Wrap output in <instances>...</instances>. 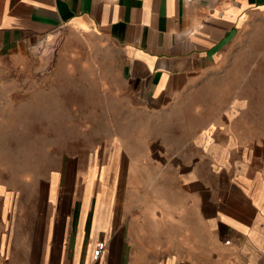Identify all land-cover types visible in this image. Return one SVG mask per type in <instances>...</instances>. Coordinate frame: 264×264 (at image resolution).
<instances>
[{
    "label": "crops",
    "instance_id": "0c3cea01",
    "mask_svg": "<svg viewBox=\"0 0 264 264\" xmlns=\"http://www.w3.org/2000/svg\"><path fill=\"white\" fill-rule=\"evenodd\" d=\"M261 13L264 0H0V80L28 65L41 38L64 29L82 46L107 52L139 109L164 113L210 80ZM49 40L51 58L57 38ZM226 115L214 123L196 117L194 136L170 152L171 167L156 171L162 181L154 206L127 204L136 190L130 181L124 208L116 214L111 206L106 227L94 221L96 208L89 219L85 204L72 217L66 191L52 211L39 204L36 218L34 202L0 185V264H264V134L257 121ZM52 186L43 188L54 203ZM151 217L152 226L144 223ZM98 241L107 249L94 262Z\"/></svg>",
    "mask_w": 264,
    "mask_h": 264
},
{
    "label": "rangeland",
    "instance_id": "374dc122",
    "mask_svg": "<svg viewBox=\"0 0 264 264\" xmlns=\"http://www.w3.org/2000/svg\"><path fill=\"white\" fill-rule=\"evenodd\" d=\"M56 38L54 54L45 57L55 45L49 39ZM46 41L48 53L37 52ZM110 62L107 52L90 50L59 29L36 42L27 66L0 80V185L18 188L23 203L34 202L36 218L39 204L49 203L52 211L66 191L72 217L80 216L85 204V214L91 207L89 219L96 208L94 221L106 227L111 206L116 214L124 208L123 189L130 181L136 190L127 204L135 211L154 206L162 181L156 171L171 167L170 152L194 136L196 117L214 123L226 113L242 124L257 121L264 134V13L246 25L210 80L164 113L139 109ZM193 107L204 115H193ZM143 170L147 176L141 177ZM49 182L53 201L58 190L54 203L43 188ZM145 222L152 226L154 219Z\"/></svg>",
    "mask_w": 264,
    "mask_h": 264
},
{
    "label": "built area",
    "instance_id": "2783aa9c",
    "mask_svg": "<svg viewBox=\"0 0 264 264\" xmlns=\"http://www.w3.org/2000/svg\"><path fill=\"white\" fill-rule=\"evenodd\" d=\"M107 249V243L105 241H98L93 249L92 258L94 262H97Z\"/></svg>",
    "mask_w": 264,
    "mask_h": 264
},
{
    "label": "bare ground",
    "instance_id": "6f19581e",
    "mask_svg": "<svg viewBox=\"0 0 264 264\" xmlns=\"http://www.w3.org/2000/svg\"><path fill=\"white\" fill-rule=\"evenodd\" d=\"M49 49H50V42L46 41L40 47H38L37 52L45 54V53H48Z\"/></svg>",
    "mask_w": 264,
    "mask_h": 264
}]
</instances>
